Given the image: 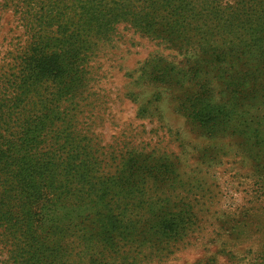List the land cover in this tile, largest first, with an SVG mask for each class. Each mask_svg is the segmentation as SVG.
Listing matches in <instances>:
<instances>
[{
	"label": "rangeland",
	"instance_id": "rangeland-1",
	"mask_svg": "<svg viewBox=\"0 0 264 264\" xmlns=\"http://www.w3.org/2000/svg\"><path fill=\"white\" fill-rule=\"evenodd\" d=\"M241 1L128 0L143 9L145 20L120 18L104 38L92 40L81 85L68 101L79 103V126L109 155L110 170L124 168L143 180L136 186L140 194L130 197L125 193L134 189L117 182L121 237L104 245L92 215L84 230L80 219L68 220L78 230L60 234L57 264H240L245 250L257 251L252 235L262 224L253 214L264 200L254 182L260 173L238 149L230 127L209 136L186 111L196 96L203 103L218 100L217 72L230 60L225 56L217 65L214 50L229 38L216 40L211 13L231 12ZM176 8L184 19L160 25L175 18ZM151 22L157 23L153 29L142 28ZM25 39L19 14L0 7V67ZM205 76L208 94L199 90ZM169 210L179 211L184 223L176 237L159 238L149 227ZM5 256L0 254V264Z\"/></svg>",
	"mask_w": 264,
	"mask_h": 264
},
{
	"label": "trees",
	"instance_id": "trees-1",
	"mask_svg": "<svg viewBox=\"0 0 264 264\" xmlns=\"http://www.w3.org/2000/svg\"><path fill=\"white\" fill-rule=\"evenodd\" d=\"M239 6L217 11L219 18L211 13L216 40L229 38L214 50L217 65L225 56L230 60L217 72L218 100L203 103L196 96L186 111L209 136L232 129L238 149L260 173L254 187L264 200V0H242ZM0 7L19 14L26 34L16 56L0 67V254H6L4 264H57L64 246L59 237L78 230L68 220L83 225L92 215L105 245L113 235L121 237L117 182L134 189L125 193L129 197L140 194L136 186L143 179H132L124 168L110 170L109 155L79 126V103L68 100L81 85L92 40L104 38L120 18L132 15L143 22L146 14L128 0H0ZM178 9L175 18L159 24L183 20ZM154 24L142 28L150 31ZM208 86L205 76L199 90L208 94ZM253 217L262 224L252 235L257 251L245 250L240 264H264V205ZM183 220L179 211L169 210L149 228L170 239Z\"/></svg>",
	"mask_w": 264,
	"mask_h": 264
}]
</instances>
